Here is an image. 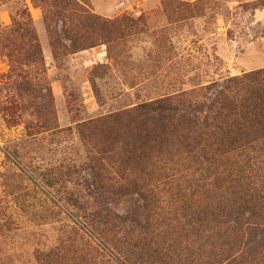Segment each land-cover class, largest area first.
<instances>
[{
  "label": "rangeland",
  "instance_id": "rangeland-1",
  "mask_svg": "<svg viewBox=\"0 0 264 264\" xmlns=\"http://www.w3.org/2000/svg\"><path fill=\"white\" fill-rule=\"evenodd\" d=\"M43 1L0 3L2 28L31 16L60 131L44 128L30 97L5 111L19 96H10L13 90L3 77L8 61L0 57V264H264L260 231L239 244L238 253L219 256L225 239L210 232L203 239L180 236L176 251L141 259L125 257L124 241L130 244L134 237L101 236L95 231L99 226L84 219V212L130 220L145 213L143 193L120 188L117 171L97 176L92 151L107 142L109 133L100 125L91 132L87 124L124 120L152 102L211 103L219 96H244L249 83L244 77L264 69V0H73L66 8L74 13L68 21L88 35L94 32L81 27L78 16L96 15L104 21L107 39L74 50L62 38L72 51L63 49L58 57ZM111 22L117 23L114 30L106 26ZM58 25L61 30V21ZM116 159L110 162L114 168ZM52 168L69 175L51 174ZM156 193L161 216L156 227L162 229L180 203L161 188Z\"/></svg>",
  "mask_w": 264,
  "mask_h": 264
},
{
  "label": "trees",
  "instance_id": "trees-1",
  "mask_svg": "<svg viewBox=\"0 0 264 264\" xmlns=\"http://www.w3.org/2000/svg\"><path fill=\"white\" fill-rule=\"evenodd\" d=\"M46 1L41 7L55 56L62 55L63 49L72 51H68L63 39L74 50L89 49L97 39H107L102 33L104 21L96 15L85 12L78 16L81 27L94 32L88 35L68 21L74 13L66 8L73 0H51L54 8ZM58 21L62 23L61 30ZM116 24L106 26L114 30ZM0 57L8 61L9 73L3 77L5 85L13 90L10 96H19L16 104L12 100L14 104L5 111L16 108L18 102L24 104V96L30 97V107L42 113L39 116L44 128L60 132L52 88L43 77V53L30 15L8 29L0 23ZM243 80L249 82L244 96H219L211 103L185 99L152 102L124 120L113 119L109 125L102 121L87 124V128H93L91 132L103 128L109 133L107 142L92 151L96 150L91 161L97 176H108L109 170H115L121 178L120 188L143 193L145 213L132 220L111 212H84L85 221L99 226L95 231L101 236L109 233L135 238L130 239V244L124 241L129 250L125 257L132 254L143 259L176 251L180 236L203 239L210 232L212 237L225 239L220 256L226 251L238 253L239 244L258 231L264 236V69ZM115 156L116 168L111 166L114 162L110 163ZM54 170L60 176L69 175L62 168H52L50 173ZM132 177L137 179L130 181ZM51 178L55 180L54 175ZM160 188L180 203L179 209L167 214L162 229L156 227L161 217L156 197ZM216 257L217 254L213 256Z\"/></svg>",
  "mask_w": 264,
  "mask_h": 264
}]
</instances>
